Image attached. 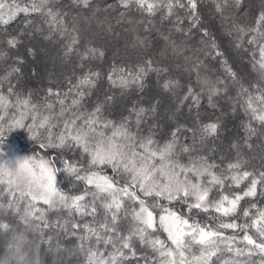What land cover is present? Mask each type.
<instances>
[{
	"label": "snow or ice",
	"instance_id": "snow-or-ice-1",
	"mask_svg": "<svg viewBox=\"0 0 264 264\" xmlns=\"http://www.w3.org/2000/svg\"><path fill=\"white\" fill-rule=\"evenodd\" d=\"M37 38L71 71L25 90ZM18 128L41 151L0 159V264H264V0H0V144Z\"/></svg>",
	"mask_w": 264,
	"mask_h": 264
},
{
	"label": "trees",
	"instance_id": "trees-1",
	"mask_svg": "<svg viewBox=\"0 0 264 264\" xmlns=\"http://www.w3.org/2000/svg\"><path fill=\"white\" fill-rule=\"evenodd\" d=\"M258 2V0H257ZM205 5H207V0H205ZM204 19H205V23L207 25H209L212 28V31L215 32L217 34V36L219 37L220 40V44L221 47L227 52L228 56H229V60L231 63H233V65L237 68V70L239 71H243V65L241 63V60L239 58V56L233 52L228 45V37L226 35H221L222 29L221 26L219 24V21L216 19H213L210 13V9L205 6L204 9ZM23 17L18 18L16 21H14L10 27H9V31H13L15 29H17L18 27L21 26ZM114 23V22H113ZM86 30H88L89 34L92 35L97 43L101 44L103 47H105L108 50V54H112L111 52L113 51V49L115 48L116 51L120 52L121 47H123V49L125 48V44L126 40H125V35H121V37L119 39L112 37V36H105L103 32L100 31V29L97 27V22L96 21H92L90 24L85 23L82 25ZM117 31L122 32V29H117ZM39 43L40 47H44L42 44L43 42L37 38V41L33 40L31 41V44H35L36 48H37V44ZM25 45L29 44V40L25 39L24 41ZM124 44V45H123ZM52 46V45H51ZM43 49V48H42ZM39 51V49H37ZM52 50L56 51V49L52 46ZM20 53L24 54L25 53V48L21 47L20 49ZM58 54V53H57ZM121 55H124L123 53H120ZM41 55V52H38L36 55L34 56H27L26 58V64L24 66V76L22 78V84L21 87L25 90H27L28 88H33V89H42L44 88L47 84H48V80L45 78V69L48 66V64H46V62H42V58L39 57ZM127 55H132L134 56L135 53L134 52H128ZM36 62V65H34V63ZM36 71L38 73V75H33V71ZM71 71V65H69V67H67L66 69H60L57 68L56 71L54 72V78L51 80L53 82L56 81L57 78L63 79V77L65 75H67L68 73H70ZM223 70L219 67V65L212 60L208 61V74L215 76L217 74H222ZM42 94V93H41ZM125 101L124 100H120L117 103V107L113 112L114 116H118L119 113L121 111H123V105H124ZM206 104V101H205ZM221 104L223 105L224 102L221 101ZM218 114V113H217ZM237 121L234 119H229L226 123V130L222 131V139L218 142L220 144V146L227 150L228 148V142L229 140H231L232 138L236 137L238 138V136L242 133H240L239 129L236 127ZM19 130H22L23 132H25L28 135V139L26 141L30 142L29 144L31 145V150H29L28 152H26L28 155H33L36 152L41 151V149L39 148V145L32 139L29 138V134L27 133L26 129L24 128H18ZM17 133V132H16ZM11 135H14V133H12ZM5 139V138H4ZM254 144L256 143H260V141L258 140H254L253 141ZM33 146V149H32ZM261 153V149L257 148L256 152L254 153H249V156H255L256 159L253 161V163H259V154ZM65 246L67 247H71L72 244L69 242H64ZM42 259L45 261V264H57V257H55L52 254H48L47 252H45L44 254H42ZM63 260V264H77V258L76 257H71V256H63L62 257Z\"/></svg>",
	"mask_w": 264,
	"mask_h": 264
},
{
	"label": "rangeland",
	"instance_id": "rangeland-1",
	"mask_svg": "<svg viewBox=\"0 0 264 264\" xmlns=\"http://www.w3.org/2000/svg\"><path fill=\"white\" fill-rule=\"evenodd\" d=\"M34 41H37V39L33 40V42ZM36 44H37V49H39L38 52H41V55L39 57L42 58L43 60L42 62H46V64H48V66L45 69V78L47 77L46 79L49 82L50 79L52 80L54 78V76L52 75H54V72L56 71L57 68L60 69H66V68L57 59L58 56L57 51L52 50V46L50 44H48L47 42H43L42 45L44 47H40L38 42ZM114 52H117L115 48L111 53L113 54ZM124 52H125V48L123 49V47H121L120 53L124 54ZM112 54H110L109 56H111ZM34 65H36V62L34 63ZM12 133H14V135L16 136L13 137V135H11ZM2 139H3V143L0 144V149H2L4 153L3 156L4 158L14 159L16 157L29 156L26 152L31 150V145L29 144L30 142L26 143L28 139V135L22 130L14 129L12 131H9L5 134V136Z\"/></svg>",
	"mask_w": 264,
	"mask_h": 264
},
{
	"label": "clouds",
	"instance_id": "clouds-1",
	"mask_svg": "<svg viewBox=\"0 0 264 264\" xmlns=\"http://www.w3.org/2000/svg\"><path fill=\"white\" fill-rule=\"evenodd\" d=\"M2 150V149H0ZM30 156V155H29ZM0 159H4V160H13V159H7V158H4V157H0Z\"/></svg>",
	"mask_w": 264,
	"mask_h": 264
}]
</instances>
